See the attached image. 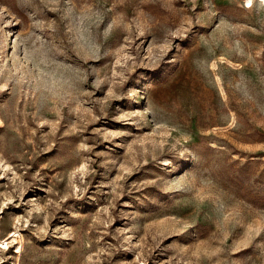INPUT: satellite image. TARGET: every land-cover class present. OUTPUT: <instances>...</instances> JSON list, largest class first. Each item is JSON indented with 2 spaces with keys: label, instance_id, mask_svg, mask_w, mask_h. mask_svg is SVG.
I'll use <instances>...</instances> for the list:
<instances>
[{
  "label": "rangeland",
  "instance_id": "1",
  "mask_svg": "<svg viewBox=\"0 0 264 264\" xmlns=\"http://www.w3.org/2000/svg\"><path fill=\"white\" fill-rule=\"evenodd\" d=\"M0 264H264V0H0Z\"/></svg>",
  "mask_w": 264,
  "mask_h": 264
}]
</instances>
